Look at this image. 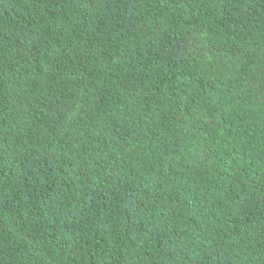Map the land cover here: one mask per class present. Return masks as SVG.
Masks as SVG:
<instances>
[{
	"label": "trees",
	"instance_id": "trees-1",
	"mask_svg": "<svg viewBox=\"0 0 264 264\" xmlns=\"http://www.w3.org/2000/svg\"><path fill=\"white\" fill-rule=\"evenodd\" d=\"M0 264H264V0H0Z\"/></svg>",
	"mask_w": 264,
	"mask_h": 264
}]
</instances>
